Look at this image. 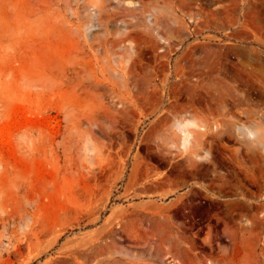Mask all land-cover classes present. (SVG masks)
Listing matches in <instances>:
<instances>
[{
  "label": "rangeland",
  "instance_id": "374dc122",
  "mask_svg": "<svg viewBox=\"0 0 264 264\" xmlns=\"http://www.w3.org/2000/svg\"><path fill=\"white\" fill-rule=\"evenodd\" d=\"M262 73L264 0H0V264H264Z\"/></svg>",
  "mask_w": 264,
  "mask_h": 264
},
{
  "label": "bare ground",
  "instance_id": "6f19581e",
  "mask_svg": "<svg viewBox=\"0 0 264 264\" xmlns=\"http://www.w3.org/2000/svg\"><path fill=\"white\" fill-rule=\"evenodd\" d=\"M254 74V73H253ZM264 77V73H262ZM186 120V119H183ZM178 120L176 121V125L179 128V131L183 134V146L187 147V149L192 144L193 139H198L197 136L195 137L194 133L189 130V127L192 126L193 128H198L202 131L207 130V123L199 124L193 119L187 121ZM206 122V121H205ZM240 133L243 135L245 142L251 140L253 142V146L255 147V151L253 153L252 159L257 163V171L260 175H264V116L261 117L256 123L252 125L241 124L239 127ZM178 134V133H176ZM179 135V134H178ZM256 142V143H254ZM196 144H199V140ZM189 145V147H188ZM193 148V147H192ZM191 149V148H189ZM210 157V156H208ZM259 162V164H258ZM149 170V169H148ZM255 170L250 171L251 174L254 176L256 174ZM261 187H264V179H260L259 182ZM158 207V206H157ZM161 207V206H160ZM162 208V207H161ZM165 208V207H163ZM165 210V209H164Z\"/></svg>",
  "mask_w": 264,
  "mask_h": 264
},
{
  "label": "flooded vegetation",
  "instance_id": "af4514ba",
  "mask_svg": "<svg viewBox=\"0 0 264 264\" xmlns=\"http://www.w3.org/2000/svg\"><path fill=\"white\" fill-rule=\"evenodd\" d=\"M238 112H239V110L238 109H236ZM243 115V114H242ZM228 146H231V144H229V143H227V142H225ZM227 156H229V155H227ZM239 172V171H238ZM241 172V171H240ZM241 178V177H240Z\"/></svg>",
  "mask_w": 264,
  "mask_h": 264
}]
</instances>
